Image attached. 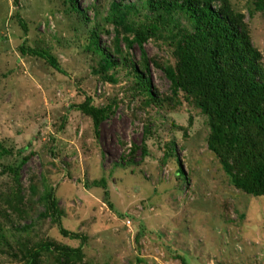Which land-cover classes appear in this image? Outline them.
<instances>
[{"label": "rangeland", "instance_id": "374dc122", "mask_svg": "<svg viewBox=\"0 0 264 264\" xmlns=\"http://www.w3.org/2000/svg\"><path fill=\"white\" fill-rule=\"evenodd\" d=\"M143 1L0 0V264H264V197L231 185L208 118L173 93L167 32L128 49L109 19L132 3L135 29L151 26ZM214 5L264 67V0ZM93 34L117 66L101 67ZM86 102L105 113L97 128Z\"/></svg>", "mask_w": 264, "mask_h": 264}, {"label": "trees", "instance_id": "16d2710c", "mask_svg": "<svg viewBox=\"0 0 264 264\" xmlns=\"http://www.w3.org/2000/svg\"><path fill=\"white\" fill-rule=\"evenodd\" d=\"M215 1L144 0L141 7L149 12L147 19L152 25L141 24L136 29L131 17L139 13V8L132 3L112 2L109 19L125 36L128 49L133 44L141 48L160 26L167 32L164 36L174 48L175 65L163 71L173 93L181 91L193 98L208 118V149L217 157L231 185L245 195L264 197V67L235 17L227 9L217 8ZM180 19L187 25L182 26ZM96 36L93 34L91 45L101 57V67L114 68L117 60L97 46ZM29 52L57 67L56 60L48 54ZM142 60L140 66L147 73L143 50ZM135 76L138 87L152 99L154 90L148 78L139 72ZM81 110L96 128L104 118V111L91 107L89 102ZM52 209L59 222L54 204ZM61 232L70 236L62 229ZM45 247L50 250L48 245Z\"/></svg>", "mask_w": 264, "mask_h": 264}, {"label": "built area", "instance_id": "2783aa9c", "mask_svg": "<svg viewBox=\"0 0 264 264\" xmlns=\"http://www.w3.org/2000/svg\"><path fill=\"white\" fill-rule=\"evenodd\" d=\"M129 224V223H128Z\"/></svg>", "mask_w": 264, "mask_h": 264}]
</instances>
